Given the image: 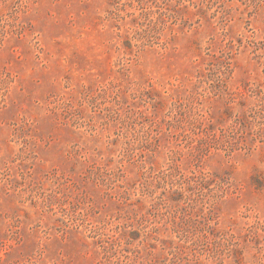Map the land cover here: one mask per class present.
<instances>
[{
  "label": "rangeland",
  "instance_id": "rangeland-1",
  "mask_svg": "<svg viewBox=\"0 0 264 264\" xmlns=\"http://www.w3.org/2000/svg\"><path fill=\"white\" fill-rule=\"evenodd\" d=\"M0 264H264V0H0Z\"/></svg>",
  "mask_w": 264,
  "mask_h": 264
}]
</instances>
